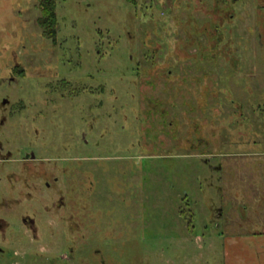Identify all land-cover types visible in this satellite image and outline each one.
Returning a JSON list of instances; mask_svg holds the SVG:
<instances>
[{
    "label": "rangeland",
    "instance_id": "1",
    "mask_svg": "<svg viewBox=\"0 0 264 264\" xmlns=\"http://www.w3.org/2000/svg\"><path fill=\"white\" fill-rule=\"evenodd\" d=\"M242 1L238 30L247 41L238 34L231 45L241 62L232 65L233 53L223 55L229 40L218 37L214 67L198 49L197 72L176 77L197 50L176 56L174 32L191 31L190 22L201 30L208 18L220 27L229 0H56V45L37 23L39 0H0V264H264V235L241 233L263 229V220L251 202L240 217L239 197L224 186L251 181L262 164L236 158L219 171L226 160L214 157L240 149L244 119L233 101L250 111L245 136L264 150V113L254 112L264 108V61L255 66L252 51L262 3ZM26 154L42 160L47 180L58 176L64 192L61 166L71 160L78 185L77 160L87 158L84 221L72 216L76 209L54 213L49 200L10 197L8 176ZM100 166L104 179L92 172ZM26 213L51 224L55 241L29 244L19 225ZM66 215L77 225L54 221Z\"/></svg>",
    "mask_w": 264,
    "mask_h": 264
},
{
    "label": "flooded vegetation",
    "instance_id": "2",
    "mask_svg": "<svg viewBox=\"0 0 264 264\" xmlns=\"http://www.w3.org/2000/svg\"><path fill=\"white\" fill-rule=\"evenodd\" d=\"M219 3H223L225 4L227 2V0H217ZM263 5L264 3L262 2V0H259ZM227 6L226 9L223 12H219V14L222 16L221 18H218L217 22L220 25V27L211 25V21H205V24L201 30H198V27L195 24L191 23V31H189L186 27V25L181 26L180 30L178 32H174L175 35H177L176 39L175 37L174 42H175V47L173 48L175 51V55L176 56H180V57H184L183 55L186 54L188 55V52L190 54L192 48L194 47L195 50H197V53L194 54L193 57L191 56H186V58H184L185 60L190 61L189 64H179L181 71L178 70L179 72L176 73V77H180L181 75H183V73H185L186 71H189V73H193L194 71L197 72V70L199 69L198 66V49H201L200 53V58H206L208 59V64L210 65H215L216 63V57L215 56H219L220 55V49L214 45L215 43V39H217L218 37L221 39L222 41L223 39L227 38L229 41L227 44L224 43L223 45V55H226V51L228 52V50L233 53V55L236 58L235 61H233L232 65H237L238 62H241V59L239 57H236L237 54L241 53V51H236L235 54V50L231 48V45L234 43L236 39L234 36L240 34L242 36V39L246 42L247 41V37L245 34H241L240 31L238 30V28L240 27L241 24V17L238 16L237 11H236V5L240 4V6L238 5V7H242L244 6V2L242 0H229V2H227ZM260 5L261 9H257L254 12V18H255V31H256V43L254 44L255 47L252 48V51H254L253 53V62L255 63L254 65L256 66L259 62L264 61V42L262 41V38H264V35H262V31L260 30V26L259 24H262L264 22V6ZM226 5V4H225ZM227 14V15H226ZM214 17V16H213ZM181 20V19H180ZM180 22H183L182 20ZM216 22V23H217ZM188 23V22H187ZM240 23V24H239ZM214 24V22H213ZM219 27V29H218ZM221 28V29H220ZM176 29H178V27H176ZM160 34H165L164 32H160ZM221 34H223V37L221 36ZM247 34V33H246ZM173 35V36H175ZM202 35V38H205L207 43L205 44H201L202 43V38L199 39V36ZM163 38V37H162ZM233 40V41H232ZM168 46V44H167ZM249 47L245 48L244 51H247ZM159 49H161V46H159ZM185 49H191L190 51H183ZM259 49V51L261 50L263 53L262 54H257V50ZM157 48L154 49V51L156 52ZM160 51V50H157ZM166 55V54H165ZM223 60H224V65H226L225 67L228 66V64L230 65V61L231 59H227L225 58V56H223ZM179 61H181V59H179ZM195 61V63H194ZM162 65V64H161ZM159 64L156 65V67H160L161 66ZM231 66V65H230ZM256 70V69H255ZM257 71V70H256ZM169 75L172 73V70L168 71ZM167 73V75H168ZM256 74V73H255ZM254 74V76H255ZM159 75L164 76V74L159 73ZM245 77V76H244ZM252 79V78H251ZM197 80V79H195ZM152 108V112L154 113H159L161 114V119L165 118L166 112L162 111V112H157L156 110L158 109L156 106L155 107H151ZM234 108L237 109V111H239V105L235 104ZM161 127L162 130L166 128V123L164 120H161ZM161 129V128H160ZM159 129V130H160ZM89 159V158H88ZM81 160H83L82 162L77 160V165L78 166V173L82 174L84 179L86 176H90L87 175L86 173V157L81 158ZM91 161H89L90 163L93 162V159H90ZM3 161V160H2ZM5 161H8L7 159H5ZM35 162V163H34ZM21 166L20 169L17 173L11 174L8 176V179H10V186H7V188L9 189V194L10 197H13L14 199H22L23 202H25L26 204H31L33 205V202H36L39 198L41 202L45 201V200H49L51 206H49V208H52L54 206L55 209H53L54 213H58L61 210L66 211V210H70L72 209H76L73 212L72 216L78 215L79 216V220L78 221H84L82 219V216L80 214L84 213L86 210V206L85 203L83 201L84 197H86V189H84L83 186V180L84 179H79L78 181V185H75V182L72 183V179L77 177L75 176V171L74 169H72L71 167V160L68 159L66 164L61 167H63V170L61 171L63 174L62 176L65 178V181L68 183V191L64 192L66 190H62V189H58L57 187V183L59 177L56 176L53 178V181H48L47 180V176H49L48 171L42 170L43 169V162L42 160H37L35 158V155L32 154H26L24 155V157L21 159ZM85 164V165H84ZM73 166V165H72ZM101 166L99 168H96L94 170H92L93 173H97L98 176L101 177V179H104L103 175L101 173L105 172L107 173V168H103L102 166V170L100 169ZM113 171H115L116 173V168H112ZM101 172V173H100ZM51 174V173H50ZM13 181V182H12ZM75 186V187H74ZM41 188L45 191V193L48 194L47 199H45L44 197L40 196L41 192ZM47 189V190H46ZM50 190H52L53 192L50 193ZM98 191H100L99 189H97ZM101 192V191H100ZM83 193V194H82ZM97 197H99L97 195ZM76 199V200H75ZM50 211V209L47 210V213ZM73 211V210H72ZM76 212V213H75ZM71 215V212H70ZM63 216V215H62ZM20 221V226L22 227L20 229V231H23L24 236H28L29 237V244L34 243L36 240L37 242L40 241L42 238L43 239H48L50 242L55 241L56 237H58V234L55 231V229L53 227H50L51 224H49L46 220L41 223L38 222L37 220V214H28L26 213L24 216L19 218ZM54 221L58 224H61L63 226H68L70 227L72 224L73 225H77L75 219L72 220V218L70 216L67 217H61V218H57L54 219ZM63 242V241H62ZM13 243H16L15 241H13ZM20 245V243H17V245ZM60 245L55 246L54 248H57ZM51 247V246H50ZM40 254H44V253H40ZM60 258H62V260L64 261V259L66 261H70L71 259H68L67 256H59ZM53 260H48L45 261L44 260V264H54Z\"/></svg>",
    "mask_w": 264,
    "mask_h": 264
},
{
    "label": "crops",
    "instance_id": "3",
    "mask_svg": "<svg viewBox=\"0 0 264 264\" xmlns=\"http://www.w3.org/2000/svg\"><path fill=\"white\" fill-rule=\"evenodd\" d=\"M234 105L237 104L239 105V111H237L238 113V119L242 120V117L244 119V122L240 121L239 125L241 127V130L243 132L244 137H242L241 142L239 143L240 145V149H236V150H226L224 153L219 152V153H215L214 157L217 158H221L224 161L223 166H219L217 169L219 171H221L223 168H228V166L230 167V162L233 159L239 158V159H243L245 160V162L247 163V161H252V162H257L260 163L262 165H259V170L258 171H254L253 176H250L249 178H251V181L248 182H244V184L241 185H236V183L230 181V187L228 186V184L226 185L224 182V186L227 188H231V190L228 193H232L234 195H236L238 198L237 202L239 203L237 208L234 209V211L238 214L240 217L242 218H247L248 214L247 211V205L251 202L254 203V207H253V217L263 220L264 223V170L260 167L263 166L264 164V150L262 145H257V139L255 137V139L253 140L252 143H250L251 141H249L247 139V137L245 135H247L245 132V123L247 120V115L250 114V111L247 110V107L244 105V102L240 103V102H234ZM245 106V108H244ZM254 112L255 113H264V108L262 107V104L260 105H256L254 107ZM249 130H252V127L249 128ZM225 141V140H224ZM262 142V141H261ZM225 143V142H224ZM226 162V163H225ZM251 162V163H252ZM216 168V167H215ZM212 169L214 170V167H212ZM248 180V178H247ZM254 196V197H253ZM253 199H257L258 201H254ZM258 205H256V204ZM230 209H228L229 211ZM261 216V218H260ZM241 233H243L245 235V237H249L250 235L252 236H258V235H264V228L261 230H250V232L247 231H241Z\"/></svg>",
    "mask_w": 264,
    "mask_h": 264
},
{
    "label": "trees",
    "instance_id": "4",
    "mask_svg": "<svg viewBox=\"0 0 264 264\" xmlns=\"http://www.w3.org/2000/svg\"><path fill=\"white\" fill-rule=\"evenodd\" d=\"M134 3V0H128ZM39 9L41 16L37 19V23L42 30L43 36L57 44V26L58 18L56 15V0H39ZM22 73V70L19 71Z\"/></svg>",
    "mask_w": 264,
    "mask_h": 264
}]
</instances>
